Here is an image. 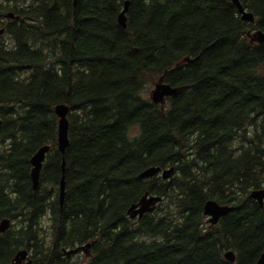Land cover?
Segmentation results:
<instances>
[{
    "label": "trees",
    "instance_id": "obj_1",
    "mask_svg": "<svg viewBox=\"0 0 264 264\" xmlns=\"http://www.w3.org/2000/svg\"><path fill=\"white\" fill-rule=\"evenodd\" d=\"M239 2L252 24L228 0H0V221L10 223L0 264L20 251L25 264H79L62 251L88 243L85 264H255L264 204L248 195L264 190V43L250 35L264 32V0ZM157 82L177 93L155 105L145 96ZM43 146L33 191L29 161ZM148 167L174 172L138 180ZM145 193L162 200L129 220ZM206 201L233 208L208 230Z\"/></svg>",
    "mask_w": 264,
    "mask_h": 264
},
{
    "label": "water",
    "instance_id": "obj_2",
    "mask_svg": "<svg viewBox=\"0 0 264 264\" xmlns=\"http://www.w3.org/2000/svg\"><path fill=\"white\" fill-rule=\"evenodd\" d=\"M77 0H72V7L76 6ZM232 5L237 9V12L240 16L242 22H247L252 24L254 22V17L250 12L244 10L241 6L239 0H228ZM129 2L125 1L123 5V9L119 13L117 17V23L120 28L126 29V12L128 9ZM6 18L13 19L14 16L12 14H7ZM3 34V30H0V36ZM251 42L261 45L264 43V32L258 30L253 32L250 35ZM177 93V89L171 87L170 85L162 82H158L154 86V90L151 93L150 100L153 104H162L165 98L174 97ZM69 109L67 106L63 104H59L54 108V114L58 119L57 125V150L61 156L65 154V150L68 147V122H67V114ZM49 152L48 146H43L39 148L30 158V180H31V189L36 191L39 185V174L42 168V165L45 161V156ZM64 161L61 164V172H64ZM174 172L173 168H168L162 170L159 167H148L137 175L138 180H148L155 177H159L162 181H169ZM64 198V179L63 177L60 179L59 183V205L61 206ZM248 198L255 201L259 206H263L264 203V190H253L248 195ZM162 198L159 196L149 195L148 193L143 194L136 203L131 204L126 210V215L129 220H140L145 214H151L155 211L156 206L161 202ZM203 215L208 218V223L211 226H214L218 223L219 219L227 216L233 208L230 206H222L218 205L214 201H206L203 205ZM9 221L3 219L0 221V234L5 233V231L9 228ZM91 244H86L75 250L62 252L69 256L71 254L76 253L80 250L89 249ZM225 261L229 263L235 262V254L232 251H226L223 255ZM27 252L20 251L14 257L15 264H22V261H26ZM255 264H264V250L259 255Z\"/></svg>",
    "mask_w": 264,
    "mask_h": 264
},
{
    "label": "rangeland",
    "instance_id": "obj_3",
    "mask_svg": "<svg viewBox=\"0 0 264 264\" xmlns=\"http://www.w3.org/2000/svg\"><path fill=\"white\" fill-rule=\"evenodd\" d=\"M158 83V82H157ZM156 83V84H157ZM155 84V85H156ZM154 85V86H155ZM154 86L153 87H151L150 88V90H148L147 91V94H146V98L148 97L149 99H150V96H151V93L153 92V90H154ZM156 178V177H155ZM153 179V178H152ZM136 219H134V220H131V221H135ZM205 224V230H208V225L206 224V223H204ZM47 226V223H44V224H42V227H46ZM72 255V256H71ZM71 255H69V256H71L72 257V262L73 263H76V262H78L79 264H85V263H87V261L89 260V258H90V254H89V252H87V251H82V252H80V251H77L76 253H74V254H71ZM26 263V261L24 260V261H22V264H25Z\"/></svg>",
    "mask_w": 264,
    "mask_h": 264
},
{
    "label": "flooded vegetation",
    "instance_id": "obj_4",
    "mask_svg": "<svg viewBox=\"0 0 264 264\" xmlns=\"http://www.w3.org/2000/svg\"><path fill=\"white\" fill-rule=\"evenodd\" d=\"M264 204V203H263ZM156 209V208H155ZM146 215V214H145ZM204 216V215H203ZM226 217V216H225ZM222 218H224V217H222ZM222 218H220L219 219V221L222 219ZM129 219V218H128ZM137 220V219H136ZM219 221H218V223L216 224V225H218L219 224ZM204 223H206L207 225H208V229H211V228H213V227H215L216 225H214V226H211L209 223H208V218L207 217H205L204 216ZM10 225V224H9ZM203 226L205 227V224H203ZM89 244H91V243H89ZM92 245V244H91ZM85 246V245H84ZM82 247V246H81ZM80 248V247H79ZM90 248H91V246H90ZM90 248L89 249H85V250H80V252H82V251H87V252H89V250H90ZM63 253V252H62ZM224 255V254H223ZM15 257V256H14Z\"/></svg>",
    "mask_w": 264,
    "mask_h": 264
}]
</instances>
